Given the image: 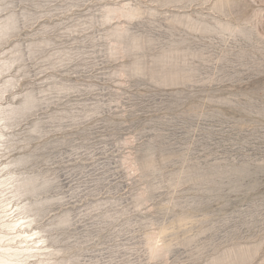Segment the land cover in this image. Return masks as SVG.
<instances>
[{"label": "rangeland", "instance_id": "1", "mask_svg": "<svg viewBox=\"0 0 264 264\" xmlns=\"http://www.w3.org/2000/svg\"><path fill=\"white\" fill-rule=\"evenodd\" d=\"M0 66L48 264H264V0H0Z\"/></svg>", "mask_w": 264, "mask_h": 264}, {"label": "bare ground", "instance_id": "2", "mask_svg": "<svg viewBox=\"0 0 264 264\" xmlns=\"http://www.w3.org/2000/svg\"><path fill=\"white\" fill-rule=\"evenodd\" d=\"M5 91L0 86V140L7 135L1 126L8 128L3 123L14 112L10 105L1 102ZM18 181L10 173L0 176V264H48L47 257L52 254L50 246L43 231L34 226L35 220L28 214L27 204L20 201L23 191L16 186Z\"/></svg>", "mask_w": 264, "mask_h": 264}]
</instances>
